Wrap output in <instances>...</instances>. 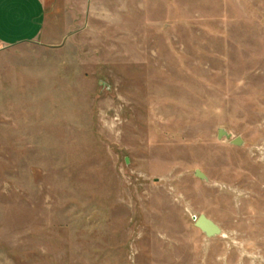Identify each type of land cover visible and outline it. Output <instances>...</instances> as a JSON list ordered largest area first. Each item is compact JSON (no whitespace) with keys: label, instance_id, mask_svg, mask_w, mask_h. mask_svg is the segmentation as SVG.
Instances as JSON below:
<instances>
[{"label":"rangeland","instance_id":"1","mask_svg":"<svg viewBox=\"0 0 264 264\" xmlns=\"http://www.w3.org/2000/svg\"><path fill=\"white\" fill-rule=\"evenodd\" d=\"M47 16L0 49V264H264V0Z\"/></svg>","mask_w":264,"mask_h":264},{"label":"crops","instance_id":"2","mask_svg":"<svg viewBox=\"0 0 264 264\" xmlns=\"http://www.w3.org/2000/svg\"><path fill=\"white\" fill-rule=\"evenodd\" d=\"M49 0H0V49L24 44L47 45Z\"/></svg>","mask_w":264,"mask_h":264},{"label":"water","instance_id":"3","mask_svg":"<svg viewBox=\"0 0 264 264\" xmlns=\"http://www.w3.org/2000/svg\"><path fill=\"white\" fill-rule=\"evenodd\" d=\"M222 136L230 138V135L226 134L224 130L220 129L218 131L217 137L218 139H220ZM231 144L240 146L242 144V141L240 138H235L231 140ZM195 175L200 179H204V176L199 171H196ZM194 226L198 230H200L207 238H213L221 235V230L218 225H216L213 221H211L204 215H200L197 218H194Z\"/></svg>","mask_w":264,"mask_h":264}]
</instances>
